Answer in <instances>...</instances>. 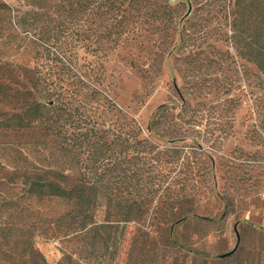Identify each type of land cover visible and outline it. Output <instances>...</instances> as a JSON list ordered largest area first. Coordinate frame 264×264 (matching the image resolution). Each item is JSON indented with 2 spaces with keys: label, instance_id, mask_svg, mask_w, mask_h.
Instances as JSON below:
<instances>
[{
  "label": "trees",
  "instance_id": "16d2710c",
  "mask_svg": "<svg viewBox=\"0 0 264 264\" xmlns=\"http://www.w3.org/2000/svg\"><path fill=\"white\" fill-rule=\"evenodd\" d=\"M10 1L0 0V264H117L125 241L126 264H156L158 238L175 247L180 227L222 244L207 213L227 199L218 175L250 188L259 161L225 159L223 137L239 119L254 121L241 137H264V0ZM167 59L181 84L145 133L118 83L129 70L153 84ZM48 242L55 262L40 250Z\"/></svg>",
  "mask_w": 264,
  "mask_h": 264
},
{
  "label": "rangeland",
  "instance_id": "374dc122",
  "mask_svg": "<svg viewBox=\"0 0 264 264\" xmlns=\"http://www.w3.org/2000/svg\"><path fill=\"white\" fill-rule=\"evenodd\" d=\"M10 2L14 3L13 0ZM175 83L180 85L181 80L170 59L166 60L162 72L153 84L147 85L128 70L118 83L117 102L142 125L145 133H148L147 129L158 108L169 103ZM243 108L240 116L247 115V112L253 109L252 103L245 104ZM253 122L250 120L243 123L242 119H239L236 136L223 137L226 143H224L222 156L225 159L239 164L253 161L252 159L255 158H259V161L251 172L253 184L250 188L243 185L241 181L236 184L227 181L228 173L224 171L218 175L221 177L218 191L227 199L212 200L208 205L207 213L212 218L216 217V221L220 223V226L216 224L211 229L219 228L218 233L221 234L222 244L218 243L219 237L213 233L200 239L194 227L188 229L180 227L173 233L175 247L163 249L160 246L162 240L158 238L156 264H205L199 260L195 262V255L200 257L198 259L205 258L207 255L209 259H212L217 253L229 252L233 253L229 259L214 264H264V137H241L247 132L248 125ZM190 141L193 142V140ZM239 173L240 176L242 171L239 170ZM232 194L239 199L234 207L229 202ZM57 243L48 242L39 245L40 250L50 262L60 258V252L56 248ZM124 245L117 264H126L128 261V242L125 241Z\"/></svg>",
  "mask_w": 264,
  "mask_h": 264
}]
</instances>
